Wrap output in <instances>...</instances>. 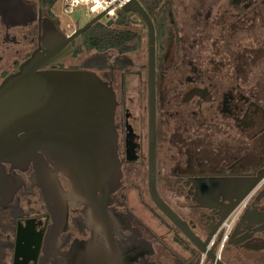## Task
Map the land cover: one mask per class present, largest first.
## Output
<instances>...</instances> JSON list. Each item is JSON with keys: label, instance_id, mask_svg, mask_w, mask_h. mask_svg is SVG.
<instances>
[{"label": "flooded vegetation", "instance_id": "1", "mask_svg": "<svg viewBox=\"0 0 264 264\" xmlns=\"http://www.w3.org/2000/svg\"><path fill=\"white\" fill-rule=\"evenodd\" d=\"M9 2L0 11V83L43 47L45 31L69 35L60 5ZM165 5L167 34L150 15L155 180L178 224L150 194L148 31L134 15L139 45L99 51L84 42L39 69L91 71L112 88L120 186L73 198L53 165L42 179L33 162H1L0 264H264V0L209 1L205 13L182 17Z\"/></svg>", "mask_w": 264, "mask_h": 264}, {"label": "water", "instance_id": "2", "mask_svg": "<svg viewBox=\"0 0 264 264\" xmlns=\"http://www.w3.org/2000/svg\"><path fill=\"white\" fill-rule=\"evenodd\" d=\"M5 1L8 5L10 3L9 0H0V11ZM19 5L21 8V0ZM121 9L137 13L147 26L149 188L154 203L178 224L176 215L162 201L156 189L155 25L139 0H131ZM103 17L104 13L96 15L69 35L58 28H52L51 32L44 30L41 36L43 47L0 83V163L28 165L33 162L38 170L37 177L42 179L46 178L45 170L49 171L51 164L57 173L69 179L68 194L73 198L87 199L97 191L109 194L120 186L122 169L114 126L115 94L91 71L39 69L66 59L84 44V32ZM112 23V20L107 22L109 25ZM183 230L193 239L188 231Z\"/></svg>", "mask_w": 264, "mask_h": 264}, {"label": "trees", "instance_id": "3", "mask_svg": "<svg viewBox=\"0 0 264 264\" xmlns=\"http://www.w3.org/2000/svg\"><path fill=\"white\" fill-rule=\"evenodd\" d=\"M139 1L150 15L155 16L158 34H167L171 18L165 13L164 0ZM42 2L45 6L53 7L60 0H42ZM117 15V19L112 24L109 25L100 21L84 32L85 48L87 50L121 49L127 51L130 49L127 46L129 43L134 42L138 45L141 43L142 35L140 32L131 31L128 27L130 22L136 21L134 15L137 18L140 16L135 12H127L122 9L118 10Z\"/></svg>", "mask_w": 264, "mask_h": 264}, {"label": "rangeland", "instance_id": "4", "mask_svg": "<svg viewBox=\"0 0 264 264\" xmlns=\"http://www.w3.org/2000/svg\"><path fill=\"white\" fill-rule=\"evenodd\" d=\"M209 1H216V0H164L165 3H167V2L168 3L169 2L174 3L175 12L177 13L178 17H182L183 14L185 13V11H188L189 14H191V12H193V11H195L196 13L197 12L205 13L206 7L209 6L208 5ZM57 5L58 6L60 5V8H58L57 13L62 18L61 19L62 24L65 27V30L68 34H71L75 29H77L79 26H81L82 24H84L85 22L88 21V19L84 15L83 9L78 8V9H75L71 14H67L63 11V9L61 7V0H60V2L57 3ZM194 6H196L197 9H194ZM165 13H166V11H165ZM194 16L195 15H193V17ZM101 21L104 23H107V18L103 17ZM70 23L73 24V26L68 27L67 25ZM140 29L142 30V32H144L143 34L145 36V34L147 33L146 27L142 26V28H140ZM144 42H146V41H144Z\"/></svg>", "mask_w": 264, "mask_h": 264}, {"label": "built area", "instance_id": "5", "mask_svg": "<svg viewBox=\"0 0 264 264\" xmlns=\"http://www.w3.org/2000/svg\"><path fill=\"white\" fill-rule=\"evenodd\" d=\"M129 1L131 0H61V7L67 14H71L75 9L81 8L84 10V15L88 20L104 13L108 22L109 20L115 21L118 17V10ZM67 26L71 27L73 24L70 23ZM230 224L231 220L228 221L227 226Z\"/></svg>", "mask_w": 264, "mask_h": 264}]
</instances>
